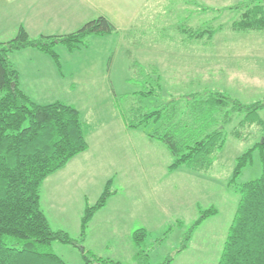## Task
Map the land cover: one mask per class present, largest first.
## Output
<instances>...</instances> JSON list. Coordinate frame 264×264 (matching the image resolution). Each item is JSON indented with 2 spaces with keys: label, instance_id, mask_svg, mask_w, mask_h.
<instances>
[{
  "label": "rangeland",
  "instance_id": "obj_1",
  "mask_svg": "<svg viewBox=\"0 0 264 264\" xmlns=\"http://www.w3.org/2000/svg\"><path fill=\"white\" fill-rule=\"evenodd\" d=\"M197 1L198 9L190 15L191 19L182 16L181 0H147L146 5L135 7L131 19L134 27L91 35L87 43L79 47L57 44L54 47L56 57L34 46L9 54L25 94L39 104L61 101L74 106L86 123V138L94 157L88 158L91 163L80 176L82 183H79L77 173H67L76 177V185V181L72 183L70 177L62 173L51 174L40 189V207L51 228L67 232L73 240L71 243H52L53 251L67 264H86L82 252L109 258L117 264H214L220 249L218 238L223 243L236 212L239 198L236 186L264 173L261 150L255 148L250 162L235 175L237 159L264 140V110L258 113V123L242 128L250 133L247 139L232 134L242 116L236 115L226 125V141L217 151L212 166L203 172L184 165L170 168L173 157L169 153L163 155L160 148L164 150V145L157 141L149 143L148 135L156 131L160 123L124 128L135 117L142 116L140 111L154 109L160 100L181 101L176 111L178 120L179 113H185L184 98L196 91H202L200 94L208 92L206 90L213 86H216L214 91L226 86L231 94L228 95L243 103L264 101V32L233 31L231 23L239 10L229 9L241 2L257 0ZM147 12L150 18L146 37L166 38V46H153V39L146 44L145 37L138 40L143 32L137 30V25L141 24V15ZM210 24L224 27L221 37L247 41L236 45L239 53L226 54L228 63L197 65L198 61H204V58L198 59V55H207V60L210 57L211 48L203 47L202 41L182 47L176 45L180 53L187 52L185 61L178 60L174 54L168 55L175 50L173 45H168L170 38L188 39L177 29L180 25L195 29L207 28ZM17 31V28H11L0 32V40L14 38ZM33 34L40 35L35 31ZM213 49L217 57L222 56L216 54L218 47ZM256 56L262 61L254 62ZM208 67L215 69L216 78L209 73ZM154 68L167 72L172 78L177 77L173 82L176 89L164 90L162 87L159 97L155 94L141 99L143 90L148 91L150 87L144 81L145 77ZM179 69L181 78H178ZM221 69L231 78H222ZM151 78L158 82L153 75ZM211 79L222 85L208 81ZM173 91L179 92L167 93ZM146 153H149L147 157L144 156ZM107 184L112 193L105 205L96 207L83 238L81 223L85 210L98 202ZM74 185L76 188L72 189ZM209 210L211 215L207 217L211 218L193 231L190 249L184 251L189 243L185 239L186 232L195 219L200 220ZM139 228H145L147 232L141 245L133 241V233ZM183 251L185 253L176 256Z\"/></svg>",
  "mask_w": 264,
  "mask_h": 264
},
{
  "label": "trees",
  "instance_id": "obj_2",
  "mask_svg": "<svg viewBox=\"0 0 264 264\" xmlns=\"http://www.w3.org/2000/svg\"><path fill=\"white\" fill-rule=\"evenodd\" d=\"M229 9L239 10L231 23L233 31L264 32V0L241 2ZM179 27L187 38L198 40L210 39L221 29V25L211 24L207 28ZM115 30L114 24L101 15L71 33L42 34L34 38L20 26L14 38L0 41V264H67L53 251L52 243H71L73 240L67 232L51 228L40 207V189L48 176L89 146L86 123L78 109L61 101L49 104L33 101L21 89L19 72L9 54L34 46L56 57L54 47L57 44L79 47L85 45L91 35L109 34ZM144 81L151 85L148 91L143 90L141 99L153 95L154 88L159 85L151 77ZM179 101L172 99L155 109L140 111L142 116L135 117L128 125L160 123L149 135L168 148L173 157L170 168L184 165L197 172L212 166L217 151L226 141V125L236 115L242 118L232 134L247 139L250 133L242 128L258 123V113L264 110V101L243 103L218 90L203 94L195 92L184 98L185 115L180 112L176 120ZM255 148H260L264 164L263 140L237 159L235 175L250 162ZM236 192L239 196L237 208L218 264H264V173L236 186ZM111 193L107 184L98 202L86 208L81 223L83 238L96 207L105 205ZM210 211L186 232L187 242L199 223L211 215ZM145 237V228L133 233V241L139 245ZM83 253L86 264H117L109 258Z\"/></svg>",
  "mask_w": 264,
  "mask_h": 264
},
{
  "label": "crops",
  "instance_id": "obj_3",
  "mask_svg": "<svg viewBox=\"0 0 264 264\" xmlns=\"http://www.w3.org/2000/svg\"><path fill=\"white\" fill-rule=\"evenodd\" d=\"M162 3L163 2H161L160 5H162ZM216 3L220 4L221 2H216ZM238 3H240V2H238ZM146 4H147V0H0V32L10 30L11 28L19 29L20 26H23L30 33V35L34 38H37L42 34L43 35L62 34V33H56V32H65L68 30H77V28H80L86 22H88V21H90V20H92L98 16H101V15L106 16L116 27L115 31H118V29L121 27H125V28L134 27L132 25L133 22L131 21V19H132V15L134 14L135 7L140 6V5L144 6ZM179 5H180L179 8L181 10L182 16L184 15V17L186 19H191L190 15H192L193 13H196L197 9H198L197 8L198 7V1L197 0H181V3ZM189 5H190V7H189ZM217 7H220V6H217ZM216 11H218V10H216ZM141 16L142 17H140V18H142V21H141V24L137 25V27H138L137 30L139 32H143V35L139 34L140 38H138V40H142V38L145 37L146 38V44H149L151 42V40L153 39V43H154L153 46H161V45L166 46L167 45V39L166 38L163 40L162 39L156 40V38H149L148 39L146 37L145 32H147V30L149 29L148 28V26H149L148 21L150 18V13L147 12ZM144 21H146V25H144ZM155 25H157V24H155ZM177 29H179L181 32L180 27H178ZM32 31L39 32L40 35H37V36L35 34L32 35ZM223 32H224V27H222V29H219L217 31V33H215V35L212 38L205 39V40L204 39H201V40L190 39V38H188L187 40H184L183 38H178V40H177V39L170 38L168 40L169 41L168 45H170V46L173 45L175 47V50H173V53H170V54L168 53V55L170 56V55L174 54L178 58V60L181 58V61H182V59L184 60V57H185L184 54L187 52L181 51L183 54L180 53V50H177L176 45L178 44V45H181V47H182V45H192V44H196V43L202 41L205 43L203 47L211 48L210 49L211 52L209 53L210 57L207 60L205 58V56H207V55H198L197 54L198 59H199V57L204 58L203 59L204 61H202V62L198 61L197 65H198V63H202V64H205L207 66L208 65L211 66L213 64L215 65V63H217V64L226 63V62L228 63L229 61L225 59L226 54L228 52H232V54L239 53V50H237L236 45L246 43L247 41L234 40V38H227L224 35H222V37H221L220 35ZM227 35H229V34H227ZM161 42L163 44H161ZM134 43H135V40L133 41V44ZM255 43H259V42H255ZM262 44L264 45V43H262ZM215 47L219 48V49H216V54H222V56L217 57L215 55V51L213 49ZM174 51H176V53H174ZM195 51H193V52L191 51V52L194 53ZM196 53H197V51H196ZM157 54H159L158 51H157ZM180 54H182L181 57H180ZM253 61L259 63L262 60L256 56V57H254ZM208 68H209V70L211 69V71L209 73L213 74V78H216V76L218 74H215V72H216L215 69L212 67L211 68L208 67ZM180 72H181V70L179 69L178 78H181ZM220 72H221V74H222V72L224 74V75H221L222 78H225V79L231 78V75H228L227 71H225V70L223 71L221 69V70H219V73ZM152 75H153V77H156L155 79H158L159 85L156 86L157 91L155 90V93L151 96H154L156 94V96L159 97L158 94L161 92L159 90H161L162 87L164 90L165 89L169 90L172 87L173 88L176 87V85L173 84V82H174V80L177 79V77L172 78L169 76V74H167V72L162 73L160 70H157L154 68V69H152L151 72H149L148 75H146L147 77H145V78L152 77ZM258 76H260V75H258ZM239 78L241 79L242 77H238L237 79H239ZM159 79H161L162 81L159 82ZM212 80H214V79H211L208 81L211 82ZM214 81L215 82H212V83L222 85L220 82H218V80L215 79ZM172 85H175V86H172ZM206 86H208V84ZM215 88H216V86H213V87H210L206 91H208V92L214 91ZM217 88H220V87L217 86ZM226 88L227 87L223 85L222 88H220L218 90H220L221 92L230 94L228 92V90H226ZM177 92H179V91H173V92H167V93L177 94ZM196 92L201 93L202 91H196ZM193 93H195V92H193ZM136 102L139 103L138 101H136ZM162 102H165V100H162V101L160 100L159 105ZM159 105H157L156 107H153V108L155 109ZM124 128L127 129V128H131V127L128 124H125ZM132 128L134 129V127H132ZM148 138L150 141L149 143H151V142L156 143L154 141H157V142L163 144L162 142L158 141L157 139H152L150 137V135H148ZM88 144L90 146L89 142H88ZM89 146H88V149L86 151L76 155L74 158H72L66 164V166H64L59 171L53 173L52 175H59L62 173L63 175L70 177V175L67 173H70L72 175H75L77 173L78 178H79V183H82V179L80 176L84 175V169L88 166V164L91 163L90 161H88L89 160L88 158L90 157V159H92L94 157L92 151L89 149ZM164 147H165L164 150H163V148H160L162 150L163 155H165V154L167 155V153H169L171 155V153L169 152L166 145H164ZM148 154L149 153H146V154H144V156L147 157ZM70 180L72 183H74L76 181V177L72 176V177H70ZM77 183H78V181H76L75 185ZM75 185L72 186L71 188L75 189L76 188ZM68 188H69V190H71L70 187H68ZM85 198L87 199V197H85ZM209 218H211V217H207V218L203 219L199 223V225L195 228V231L198 227L201 226V224L205 223V221L208 220ZM194 221L196 222L197 219H195ZM193 234H192L190 240L188 241L189 242L188 247L184 251H187V249H190V245L193 241ZM214 236H216V234H214ZM226 236H227V234H226ZM225 240H226V238L224 239V241L222 243V241H220V239L218 238L220 249H219L218 253L216 254V256L214 257V264H218V262H219V259H220V256H221V253H222V250L224 247ZM81 249L83 251V248H81ZM184 251L182 253L176 254V256H180L181 254L185 253Z\"/></svg>",
  "mask_w": 264,
  "mask_h": 264
}]
</instances>
